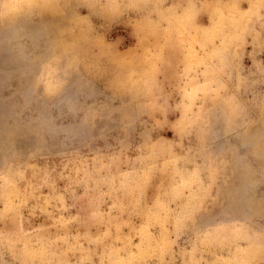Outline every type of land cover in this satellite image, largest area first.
<instances>
[{
  "label": "rangeland",
  "instance_id": "rangeland-1",
  "mask_svg": "<svg viewBox=\"0 0 264 264\" xmlns=\"http://www.w3.org/2000/svg\"><path fill=\"white\" fill-rule=\"evenodd\" d=\"M0 264H264V0H0Z\"/></svg>",
  "mask_w": 264,
  "mask_h": 264
}]
</instances>
